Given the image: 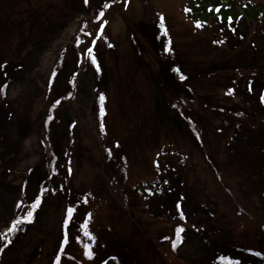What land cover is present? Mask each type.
Instances as JSON below:
<instances>
[{"label":"rangeland","instance_id":"rangeland-1","mask_svg":"<svg viewBox=\"0 0 264 264\" xmlns=\"http://www.w3.org/2000/svg\"><path fill=\"white\" fill-rule=\"evenodd\" d=\"M100 1L0 0V232L14 231L20 204L38 195L42 176L36 171L45 161L40 140L45 91L55 92L61 51L80 18L97 16ZM182 1L155 0L168 21V38L157 27L160 21L127 28L113 15L110 41L98 44L95 63L88 58L78 77L77 100L57 112L52 127L59 148L64 144L59 157L67 159L68 220L61 227V215L49 204L29 234L17 236L2 252L0 264H51L58 247L64 256L60 264H264V23L240 18L216 25L215 42L199 50L198 33L183 21ZM133 7L134 12L141 8L138 2ZM171 41L182 45L183 66L206 102L221 100L220 88L235 91L240 115L213 120L225 137L215 136L214 149L221 155L211 166L204 167L202 156L184 143L190 133L185 125L173 131L183 143L175 149L162 148L164 132L152 130L153 115L161 127L170 121L166 94L176 90L167 50ZM231 60L252 68L233 75L232 83L225 71ZM101 69L113 92L104 136L95 113L88 114ZM106 147L112 156H102ZM154 149L158 171L150 155ZM102 157L110 160L108 173L101 168ZM146 175L150 179L138 190L134 183Z\"/></svg>","mask_w":264,"mask_h":264},{"label":"trees","instance_id":"trees-1","mask_svg":"<svg viewBox=\"0 0 264 264\" xmlns=\"http://www.w3.org/2000/svg\"><path fill=\"white\" fill-rule=\"evenodd\" d=\"M205 2V3H204ZM194 3H198V4H203V7H202V13L203 15L206 16V13L207 12H211L212 15H218L221 20H229V18H232V17H236L239 15V12L236 11V8H235V2L234 0H196ZM204 4L206 5L207 7V11H204L205 10V6ZM211 17L210 16H206L205 19H206V23H208V20L210 19ZM79 31V28L77 29V33L75 34V37L73 38V40L71 41L69 47L65 50V53L63 54V56L65 57L63 61H61V65L59 68H61L59 70V73L63 70L65 72V76L62 77V78H59L62 83L64 85H68V87H70L72 85V82H75L72 78H74V75H72V73L74 72V69L72 66H74L73 64V61H71V64L66 66L65 69L62 68V66L66 63H68V60H72V57L73 58H76L79 54H80V49L78 50V47L75 46V43H76V37L79 36L80 34V31ZM88 41H85L84 44H87ZM80 59V58H79ZM81 62H79L80 64ZM78 64V65H79ZM233 66H236V65H232L231 68H233ZM75 67V66H74ZM230 68V69H231ZM68 78V79H67ZM67 79V80H66ZM188 80V79H185V81ZM186 87V86H184ZM52 96V95H51ZM169 99L171 101V104L173 106L174 109L176 110H179V111H186V110H189L192 105L197 102L199 99L196 95H188L186 93H180V94H177V95H170L169 96ZM223 105H226L227 102L226 100H223L222 101ZM58 105V104H57ZM206 105H209L207 106L208 109H209V113L210 112H213L215 113V109L216 108H219L218 104L216 102H211V103H207ZM212 107L214 109H212ZM50 108H51V104L49 102H47V108H46V113L49 114L50 113ZM55 109V108H54ZM196 133L198 135H200V130H196ZM44 137H46V134H44ZM207 135H205V138L207 139ZM45 142L47 143V140H45ZM48 146H51V142H48ZM40 171H43V173H47L48 176H49V170L48 168L45 166L43 168H41ZM56 185L58 188H63L65 187L64 185V181L63 179L60 177V176H57L56 178ZM55 192H59V189H57ZM55 201L53 202V204L55 205V208L57 209L58 206H60V198L58 197V194L55 195ZM50 201V199H49ZM48 200L43 202L42 204V209L48 204L49 202ZM41 209V210H42ZM34 213L35 210L33 208L32 205H26L23 210L18 214V220H23L24 222L20 223L22 224L23 226H26L27 224H30L33 222V220L31 218H27L25 219V216L28 214V213ZM48 230V229H45V231Z\"/></svg>","mask_w":264,"mask_h":264},{"label":"snow or ice","instance_id":"snow-or-ice-1","mask_svg":"<svg viewBox=\"0 0 264 264\" xmlns=\"http://www.w3.org/2000/svg\"><path fill=\"white\" fill-rule=\"evenodd\" d=\"M101 15H102V13H101ZM162 19H163V18L161 17V20H162ZM229 19H231V18H229ZM197 26H198V27L200 26L199 23H197ZM89 35H90V34H89ZM87 53H88L89 56L91 57L92 62L95 63V58L91 56L92 48H87ZM181 79H183V77H181ZM101 99H103V97H101ZM18 206H19V205H18ZM69 211H71V210H69ZM30 216H31V213L29 212V213L26 215L25 219L29 218ZM22 222H24V221H23V220H17V221H15V222H13L12 229H10V230H15L16 225L19 224V223H22ZM173 247H175V244L173 245ZM88 254L91 255L90 250H89V253H88Z\"/></svg>","mask_w":264,"mask_h":264}]
</instances>
